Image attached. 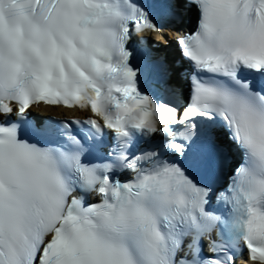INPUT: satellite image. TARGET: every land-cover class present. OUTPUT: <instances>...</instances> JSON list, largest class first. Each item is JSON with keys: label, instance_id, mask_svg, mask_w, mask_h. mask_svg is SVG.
I'll return each instance as SVG.
<instances>
[{"label": "snow or ice", "instance_id": "6c2138e0", "mask_svg": "<svg viewBox=\"0 0 264 264\" xmlns=\"http://www.w3.org/2000/svg\"><path fill=\"white\" fill-rule=\"evenodd\" d=\"M186 13L177 103L137 44ZM59 106L89 114L28 118ZM238 261L264 264V0H0V264Z\"/></svg>", "mask_w": 264, "mask_h": 264}]
</instances>
